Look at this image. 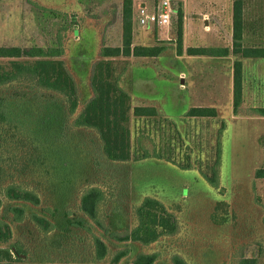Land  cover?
<instances>
[{"label":"rangeland","instance_id":"1","mask_svg":"<svg viewBox=\"0 0 264 264\" xmlns=\"http://www.w3.org/2000/svg\"><path fill=\"white\" fill-rule=\"evenodd\" d=\"M190 1L171 0L174 13H177L179 4L182 9L183 39L180 45L177 41L178 13L172 16L170 26L142 27L138 21L141 3L147 2L150 10L154 2L161 1L137 0L134 45L160 47L164 51L158 58L116 59L114 75L119 77L123 74L121 85L131 95L132 108L155 107L163 116L177 121L182 141L175 149V156L180 160H185L187 155L191 157L193 169L183 171L158 160L116 164L106 162L99 156L92 159L98 151L97 143H94L95 148L91 146L90 156L82 154L77 157L84 165L85 181L79 177L73 188L56 192L48 183L38 186L39 182L45 180L41 171L19 179L4 154L7 174L0 179V191L9 184H21L36 190L42 198L40 207L12 203L6 199L3 201L0 219L9 225L11 237L8 243L0 246L20 243L28 254L22 256L24 261L14 264H48L49 258L54 259L55 264L62 261L91 264L94 249L90 236L84 231L74 229L75 236L66 241L63 249L55 252L50 247L51 237L56 233L55 237H58V232L44 234L29 216L33 213L46 215L43 212L45 207H59L60 214L53 220L62 221L65 211L71 212L72 217L85 219L79 211V201L83 193L92 187L103 190L105 200L101 204L100 214L117 231L136 225L134 209L147 197L162 202L178 218L177 235L164 237L147 248L130 244L132 254L121 264L131 263L140 252L159 253L157 264H174V256H179L186 264H242L246 260L264 264V181L255 179L256 171L264 168V117L256 112V109L264 108V59H245L232 52L235 0H202L204 2L200 6ZM38 3L65 13L55 17L51 11L40 9ZM120 10L121 0L92 1L82 7L77 0H0V47L50 49L56 47L60 38L66 47L63 59L81 86L82 107L79 114L93 95L89 70L99 60L97 53L101 36L98 35L100 37L96 39V44L91 38L92 58L84 66L75 57L79 47L76 48L75 44L81 39L79 36L73 38L70 18H77L80 24L83 23L80 28L86 29H81L82 33L87 32L91 36L94 35V26L102 31L110 22L107 44L118 46ZM199 13L207 16L209 27L205 29V18L201 15L203 34H194V29H190V14ZM243 17V47L264 48V0L244 1ZM194 47L222 54L188 56L187 50ZM81 49L87 52L84 47ZM225 49L229 50L227 56H223ZM191 57L198 58L194 60ZM237 61L242 63L243 100L238 114H235L234 68ZM1 65L10 68L6 60ZM79 67L85 71L83 78L76 71ZM196 107L215 108L218 116L213 119L185 118L188 111ZM223 122L226 127L219 136ZM137 125L139 123L133 120V132H136ZM87 132L81 135L85 136ZM86 137L88 139L90 135ZM162 137L165 138L160 133L156 137L158 144L162 143ZM218 144L221 146V162L216 188L203 177L200 168L205 171L206 163L218 158ZM145 145L152 148L150 142L146 141ZM76 151L80 153L79 148ZM95 160L102 165L97 167ZM218 202H225V206L216 211ZM9 206L25 208L26 218L23 222L13 221L12 213L8 212ZM215 213L227 217L228 222L222 226L216 225L212 220ZM3 230L6 231L4 226ZM94 230L95 234L102 236L99 230ZM105 240L112 245V242ZM111 249L114 250L115 246L112 245Z\"/></svg>","mask_w":264,"mask_h":264},{"label":"trees","instance_id":"2","mask_svg":"<svg viewBox=\"0 0 264 264\" xmlns=\"http://www.w3.org/2000/svg\"><path fill=\"white\" fill-rule=\"evenodd\" d=\"M77 1L82 7L92 1L105 0ZM244 1L246 0H235L233 4L232 52L235 56L241 55L245 59H264V48L246 49L243 47ZM35 2H33L34 6L37 7ZM134 5V0H121L120 44L118 46L107 44L110 22L106 23L102 31L94 26V35L91 36L87 32L82 33L81 29H86L80 28L83 23L80 24L77 18H70L69 27L73 38L79 36L81 39L75 44L76 48L79 46L75 57H78L77 60H81L84 66L87 60L92 58L91 38L96 44V39L101 36V40L97 39L99 40L97 53L99 60L94 62L89 70L90 89L93 95L83 105L79 114L78 111L82 107L81 86L63 59L66 47L60 38L56 47L50 49L0 47V179L7 174L4 167L6 161L3 155L5 154L10 167L14 168L19 179L41 171V176L45 180L38 183L39 187L48 183L56 192L73 188L79 177L84 178L85 181L82 168L84 165L78 161L77 157L82 154L86 157L90 156L91 146L94 147V143H97L98 151L92 159L99 156L106 162L116 164L126 162L138 164L148 160H158L166 161L183 171L193 169L191 157L187 155L185 160H180L177 155L175 156V149L182 141L177 121L163 116L155 107L132 108L131 95L121 85L120 79L123 74L119 77L114 75L116 59L158 58L164 51V48L160 47L134 45ZM41 7L40 9L51 11L55 17L60 13H65ZM176 11L179 15L177 41L181 45L183 18L180 4ZM68 17H70L69 14ZM72 43L75 42L72 40ZM82 47L87 52H82ZM223 53V56H227L229 50L225 49ZM187 54L204 57L221 56L222 53L215 50L213 52L207 48H189ZM4 60L8 61L10 68L1 65ZM80 68L76 71L83 78L85 71H81ZM242 78V63L237 61L234 68L235 114H238L243 100ZM256 112L264 117V108L256 109ZM217 116L215 108L196 107L190 109L185 118L213 119ZM133 120L139 123L136 126V132H133ZM225 125L223 122L219 136L225 130ZM86 130L91 132L88 133ZM83 132L88 134L82 136ZM159 133L166 139L162 137V143L158 144L156 137ZM88 135L90 137L87 139ZM146 141L150 142L152 148L145 147ZM161 145L163 147H159ZM220 147L218 144L216 148L218 158L206 163L205 171L204 168H200L203 177L216 188H218L221 162ZM78 148L80 153L76 151ZM95 163L97 167L102 165L99 160H95ZM255 179L264 181V168L256 171ZM4 199L12 203L30 204L33 207H40L42 204V198L36 190H30L21 184L12 183L1 189L0 212ZM104 200L103 190L100 187H92L83 193L79 201V211L85 219L72 217L71 212L65 211L62 221L53 220L60 214L59 207L52 209L45 207L43 212L46 215L33 213L29 217L44 234L51 235L58 232V237H55L57 233L51 237L50 247L55 252L63 249L66 241L75 236L74 229L84 231L90 236L94 249L91 264H121L132 254L130 244L147 248L164 237L175 236L179 233V222L176 215L162 202L151 197L144 198L135 207L136 225L124 231H117L110 227L104 216L100 214ZM223 206L225 202H218L216 211ZM8 212L12 213L14 222L21 223L26 218L24 207L9 206ZM212 220L219 226L228 222L227 217L216 213ZM3 226L6 231L3 230ZM94 228L99 230L102 236L95 234ZM10 237L9 225L0 219V244L8 243ZM103 237L112 242L115 246L114 250ZM22 247L20 243L7 247L0 246V264L24 261L22 256L28 254ZM159 258V253L140 252L129 264H157ZM48 260V264H55L54 259L49 258ZM172 260L174 264H186L179 256H174ZM70 262L62 261L60 264H73ZM242 264H255V262L246 260Z\"/></svg>","mask_w":264,"mask_h":264},{"label":"built area","instance_id":"3","mask_svg":"<svg viewBox=\"0 0 264 264\" xmlns=\"http://www.w3.org/2000/svg\"><path fill=\"white\" fill-rule=\"evenodd\" d=\"M174 14L171 0H163L153 12H149L145 8L139 10V25L142 27L151 25L170 26Z\"/></svg>","mask_w":264,"mask_h":264},{"label":"crops","instance_id":"4","mask_svg":"<svg viewBox=\"0 0 264 264\" xmlns=\"http://www.w3.org/2000/svg\"><path fill=\"white\" fill-rule=\"evenodd\" d=\"M136 1L137 0H134L135 2V5H134V8L136 7ZM149 1H152V0H149ZM217 0H215L216 2ZM204 1L202 0H191L190 3H193V4H196L198 6L202 5ZM209 2H212V0H209ZM150 3V2H149ZM160 2L158 4L155 5V2H154V5L151 6V9L149 10V8L147 7V2H144V3H141V6H140V9L141 8H145L147 9L149 12H153L158 6H159ZM139 14V12H138ZM192 15V17H190V29H194V34H203V31H202V24H201V15L204 16L205 19H203V23H205V29H207L208 26V23H207V16L203 13H199V14H190V16ZM189 22V21H188ZM153 26V25H151ZM157 26V25H156ZM189 27V26H188ZM194 48H197V47H194ZM191 58H194V60H196V58L198 57H191ZM203 59V58H201Z\"/></svg>","mask_w":264,"mask_h":264}]
</instances>
